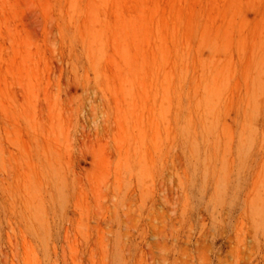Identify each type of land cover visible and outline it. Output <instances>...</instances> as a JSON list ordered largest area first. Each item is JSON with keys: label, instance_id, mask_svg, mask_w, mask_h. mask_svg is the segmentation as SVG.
<instances>
[{"label": "rangeland", "instance_id": "1", "mask_svg": "<svg viewBox=\"0 0 264 264\" xmlns=\"http://www.w3.org/2000/svg\"><path fill=\"white\" fill-rule=\"evenodd\" d=\"M0 264H264V0H0Z\"/></svg>", "mask_w": 264, "mask_h": 264}, {"label": "bare ground", "instance_id": "2", "mask_svg": "<svg viewBox=\"0 0 264 264\" xmlns=\"http://www.w3.org/2000/svg\"><path fill=\"white\" fill-rule=\"evenodd\" d=\"M9 12V11H8ZM7 38V37H6ZM7 53H8V51H7Z\"/></svg>", "mask_w": 264, "mask_h": 264}]
</instances>
